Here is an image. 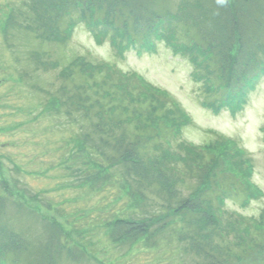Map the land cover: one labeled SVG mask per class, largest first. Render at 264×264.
<instances>
[{
    "label": "trees",
    "instance_id": "1",
    "mask_svg": "<svg viewBox=\"0 0 264 264\" xmlns=\"http://www.w3.org/2000/svg\"><path fill=\"white\" fill-rule=\"evenodd\" d=\"M159 1L32 0L30 9L40 20L46 38L51 36L52 22L58 33L65 34L64 39L71 36L74 26L83 23L98 43L108 37L120 56L130 47L153 51L155 43L167 44L176 54L182 52L190 60L194 73L206 78L208 92H214L213 88L224 90L209 102L213 111L240 104L246 91L258 80L264 64V58L260 57L264 56L260 1L180 0L176 12L155 8ZM62 16L66 17V27L60 30ZM35 28L38 30L39 25ZM69 68L88 78L87 84L81 87L75 84L73 88L80 100L88 102L87 107L81 105L82 112L77 109L74 97L59 94L55 107V110L64 108L67 118L76 120L71 115L77 111L84 119L77 120L84 128L78 137V149L86 151L91 170L79 177V183L95 188L122 177L132 187L131 195L140 201L139 217H121L111 225L109 236L113 244H134L179 223L177 237L196 264H264V208L254 232L221 221L224 212L232 219H242L237 213L224 210L231 194L241 196L245 204L262 196L251 182L253 165L237 144L213 135L214 139L201 149L179 142L181 128L189 125V118L167 92L135 74L131 77L139 81L137 88L125 89L119 78L127 76L115 69L110 73L101 64L94 67L85 57L75 58ZM97 69L103 74H96ZM233 82L237 88L232 87ZM138 90H148L153 96L148 102H139L132 96ZM157 102L162 103L160 108L154 106ZM153 120L157 123L155 129ZM163 139L167 146L165 143L161 146ZM214 146L222 150L218 155L211 152ZM115 167L120 170L115 171ZM186 180L192 181L194 188L185 196L179 187ZM153 186L161 200L155 212L154 206H146L148 199L143 198ZM5 201L0 195L1 219L4 215L1 205ZM12 204L26 215L28 224L24 229L19 226L20 229L13 230L0 219V264H59L62 258L77 261L80 256L62 240L57 225L42 220L18 202ZM178 218L180 221L176 222ZM228 232L233 235L230 238L233 243L228 241L223 247L219 237Z\"/></svg>",
    "mask_w": 264,
    "mask_h": 264
},
{
    "label": "rangeland",
    "instance_id": "2",
    "mask_svg": "<svg viewBox=\"0 0 264 264\" xmlns=\"http://www.w3.org/2000/svg\"><path fill=\"white\" fill-rule=\"evenodd\" d=\"M255 1H260L264 18V0ZM180 2L160 0L155 8L176 12ZM32 4V0H0V195L6 199L5 205H1L2 224L13 230L27 227V217L15 209L12 204L15 201L42 220L57 225L62 240L80 256L76 262L62 258L59 264H196L177 237L179 223L134 244H113L109 236L111 225L121 217H139L140 201L131 195L132 187L122 177L95 188L79 183V177L91 170L86 151L78 149V137L84 128L77 120L84 119L77 111L71 115L75 120L67 118L64 108L55 110L57 94L74 97L78 105L81 102L76 106L81 112V105L88 106L80 95L73 93L75 84L84 86L88 79L69 68L77 57H85L94 67L104 65L110 73L115 67L123 71L127 77L119 79L125 89H136L139 81L131 74L140 75L146 83L168 92L191 119L189 126L181 128L179 142L184 140L201 149L214 139L209 131L231 138L253 164L251 180L264 193V76L248 93L245 103L235 109L223 107L213 112L209 102L224 90L213 88L214 92H208L206 78L194 73L190 60L182 52L176 54L161 42L155 53L131 49L122 58L108 37L98 43L83 23L74 26L72 35L64 39L65 34L58 33L52 22L51 36L46 38L40 20L30 9ZM13 15L16 21L10 26ZM60 21L58 28L63 30L66 17L62 16ZM262 38L264 43V33ZM95 73L103 74L99 69ZM231 85L238 87L235 82ZM132 96L139 102H148L153 95L148 90H138ZM159 102L154 106L160 108ZM58 103L66 106L63 101ZM156 124L153 120L154 129ZM164 140L161 146L166 145ZM221 151L214 146L211 152L218 155ZM192 183L188 180L179 183L185 196L194 188ZM150 188L143 198L148 199L145 205H153L155 212L161 200L155 195L156 187ZM225 202L224 210L235 212L242 219H232L224 212L221 221L254 232L264 208V194L248 204L243 203L241 196L231 194ZM213 205L217 206L216 200ZM223 235L218 236L223 247L228 241L233 243L231 233Z\"/></svg>",
    "mask_w": 264,
    "mask_h": 264
}]
</instances>
